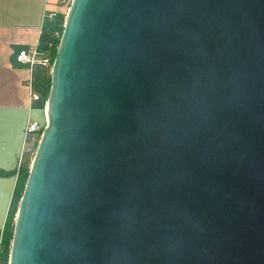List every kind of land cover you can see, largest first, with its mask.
<instances>
[{"label": "water", "instance_id": "95a60500", "mask_svg": "<svg viewBox=\"0 0 264 264\" xmlns=\"http://www.w3.org/2000/svg\"><path fill=\"white\" fill-rule=\"evenodd\" d=\"M9 264H264V0H72Z\"/></svg>", "mask_w": 264, "mask_h": 264}, {"label": "crops", "instance_id": "0c3cea01", "mask_svg": "<svg viewBox=\"0 0 264 264\" xmlns=\"http://www.w3.org/2000/svg\"><path fill=\"white\" fill-rule=\"evenodd\" d=\"M64 0H0V264L11 252L14 230L25 186L21 170L31 168L33 156L24 154L29 119L42 121V104L31 105L29 82L32 76L51 77L42 67L19 63L22 51L39 45L45 25L58 13H66ZM67 14V13H66ZM35 91L42 97L43 88ZM10 259V256H9Z\"/></svg>", "mask_w": 264, "mask_h": 264}, {"label": "built area", "instance_id": "2783aa9c", "mask_svg": "<svg viewBox=\"0 0 264 264\" xmlns=\"http://www.w3.org/2000/svg\"><path fill=\"white\" fill-rule=\"evenodd\" d=\"M63 5L67 4V0H64ZM69 10V8H68ZM17 60L19 63L28 64L30 68L34 69L39 66L44 69L52 71L53 63L50 56L44 55L38 49V47L32 51H22L17 56ZM30 88V99L31 105L34 104H42L45 110V125L40 123L39 121H35L33 119H29L26 131H25V151L23 155L31 154L33 157L35 156L38 145L41 141L44 130L47 127V105L48 100H45L38 92L35 91V76L30 78L29 82Z\"/></svg>", "mask_w": 264, "mask_h": 264}, {"label": "trees", "instance_id": "16d2710c", "mask_svg": "<svg viewBox=\"0 0 264 264\" xmlns=\"http://www.w3.org/2000/svg\"><path fill=\"white\" fill-rule=\"evenodd\" d=\"M72 0H67V4L65 5L66 11L71 5ZM68 13V12H66ZM66 13H58L55 21L52 24L45 25L42 34L40 37L38 49L44 55L50 56L52 61L55 60L58 47L60 45L61 37L64 31V24L67 14ZM39 85L43 88L44 99L48 100L50 89H51V78L41 79L39 77H35V87ZM42 124L45 125V119L42 121ZM34 159V158H33ZM24 185H26L27 180L29 178L30 167L25 166L22 170ZM0 175L3 173L0 172ZM23 194L19 196V199H22ZM9 256L5 260V263L9 264Z\"/></svg>", "mask_w": 264, "mask_h": 264}]
</instances>
